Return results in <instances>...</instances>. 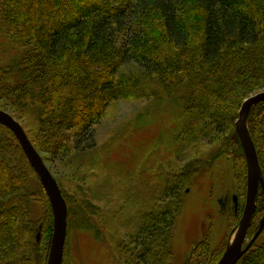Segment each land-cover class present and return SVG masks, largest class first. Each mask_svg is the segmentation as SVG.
I'll return each instance as SVG.
<instances>
[{
  "label": "trees",
  "instance_id": "obj_1",
  "mask_svg": "<svg viewBox=\"0 0 264 264\" xmlns=\"http://www.w3.org/2000/svg\"><path fill=\"white\" fill-rule=\"evenodd\" d=\"M119 1L0 0V103L35 125L33 146L61 158L85 156L106 109L141 99L170 100L185 116L169 126L179 127L170 135L179 147L205 130L237 140L231 127L243 98L264 88V0ZM247 125L264 177V101ZM193 165L145 182L153 181L144 201L150 207L118 245L128 264L173 263L174 227ZM80 192L90 225L98 211ZM40 200L49 207L45 243L33 212ZM52 222L37 174L0 123V264H46ZM236 264H264V242L256 240Z\"/></svg>",
  "mask_w": 264,
  "mask_h": 264
},
{
  "label": "rangeland",
  "instance_id": "obj_2",
  "mask_svg": "<svg viewBox=\"0 0 264 264\" xmlns=\"http://www.w3.org/2000/svg\"><path fill=\"white\" fill-rule=\"evenodd\" d=\"M261 90L264 88L243 100ZM155 102L154 99L113 102L92 126L95 147L87 150L85 156L73 152L61 158L36 146L67 205L62 264H128L129 255L121 252L118 245L122 246L131 236V227L139 220L140 212L150 207L144 201L153 195L149 193L153 181L145 182L151 175L164 176L192 162L195 166L186 171L185 177L190 181L182 194L174 227L172 264H216L233 237L245 206L247 184L239 139L234 141L229 132L205 130L198 132L191 143L179 147L180 140L174 144L170 138L179 127L173 131L169 126L178 125V119L185 116L175 110L170 100ZM0 109L14 114L2 103ZM14 118L23 125L29 140L34 141L35 125ZM79 189L88 192L89 209L98 211V216L89 217L90 225L83 220L86 214L79 205L78 200L83 197L81 192L79 196ZM260 197L259 194L255 208L259 211L254 214L246 243L264 213ZM47 209L40 200L33 210L44 243L49 236ZM256 240L264 242V231ZM204 246L206 251L202 254Z\"/></svg>",
  "mask_w": 264,
  "mask_h": 264
},
{
  "label": "water",
  "instance_id": "obj_3",
  "mask_svg": "<svg viewBox=\"0 0 264 264\" xmlns=\"http://www.w3.org/2000/svg\"><path fill=\"white\" fill-rule=\"evenodd\" d=\"M263 101L264 90H261L245 98L238 111L235 131L246 162V200L238 227L216 264H236L256 241L264 228L263 213L257 230L246 243L248 228L255 212L259 191L262 192L264 197V177L258 161L255 145L248 130L247 120L251 109ZM0 123L5 124L18 139L51 205L53 230L46 264H62L67 227V205L65 199L56 180L50 174L44 160L29 140L21 124L10 113L3 109H0Z\"/></svg>",
  "mask_w": 264,
  "mask_h": 264
},
{
  "label": "flooded vegetation",
  "instance_id": "obj_4",
  "mask_svg": "<svg viewBox=\"0 0 264 264\" xmlns=\"http://www.w3.org/2000/svg\"><path fill=\"white\" fill-rule=\"evenodd\" d=\"M258 196V195H257Z\"/></svg>",
  "mask_w": 264,
  "mask_h": 264
}]
</instances>
